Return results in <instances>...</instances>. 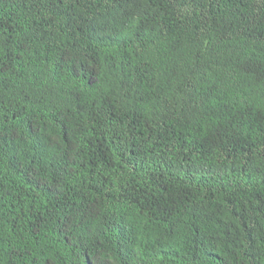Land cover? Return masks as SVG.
I'll return each mask as SVG.
<instances>
[{
    "label": "trees",
    "instance_id": "trees-1",
    "mask_svg": "<svg viewBox=\"0 0 264 264\" xmlns=\"http://www.w3.org/2000/svg\"><path fill=\"white\" fill-rule=\"evenodd\" d=\"M0 264H264V0H0Z\"/></svg>",
    "mask_w": 264,
    "mask_h": 264
}]
</instances>
